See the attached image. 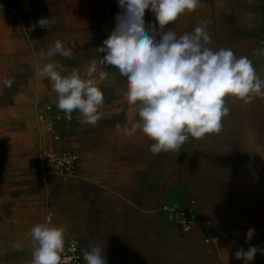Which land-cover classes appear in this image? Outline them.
Here are the masks:
<instances>
[{
	"label": "rangeland",
	"instance_id": "374dc122",
	"mask_svg": "<svg viewBox=\"0 0 264 264\" xmlns=\"http://www.w3.org/2000/svg\"><path fill=\"white\" fill-rule=\"evenodd\" d=\"M121 11L118 0H0V264H30V230L47 214L65 237L78 238L81 253L90 243L105 247L106 264H244L237 249H264V97H226L230 112L219 134L154 155L142 132L127 137L116 129L139 117L114 66L99 85L104 103L95 126L75 111L69 119L50 80L38 75L58 63L62 75L77 69L85 76L96 61L98 76L106 53L96 48ZM41 18L55 25L29 30ZM204 20L209 47L248 57L264 79V0H201L165 31L190 33ZM145 21L158 27L149 9ZM56 40L73 50L71 58L47 56ZM4 78L14 81L10 88ZM191 199L217 244H204L198 230L183 235L158 212L165 202ZM249 264H264V255Z\"/></svg>",
	"mask_w": 264,
	"mask_h": 264
},
{
	"label": "clouds",
	"instance_id": "9594fccd",
	"mask_svg": "<svg viewBox=\"0 0 264 264\" xmlns=\"http://www.w3.org/2000/svg\"><path fill=\"white\" fill-rule=\"evenodd\" d=\"M200 4L201 0H118L122 11L116 15L115 28L96 48L97 53H106L99 61L98 76L96 61L91 62L85 76L77 69L62 75L65 69L58 63L45 64L38 75L50 80L57 94V107L69 119L75 111L82 117V124L95 126L101 119L99 109L104 103L99 85L108 78L105 69L114 66L127 80L123 99L138 109L139 117L131 127L117 123L116 129L127 137L142 132L154 141L149 148L154 155L178 151L190 139L219 134L222 118L230 112L225 98L231 96L251 103L257 96L264 97V79L248 57H236L228 48L209 47L212 37L207 29L208 20L179 36L172 29L165 31L167 25L186 11H195ZM146 9L154 15L158 27L146 25ZM37 24L50 29L55 20L41 18L29 30ZM56 55L71 58L73 50L56 40L47 56ZM13 82L9 78L2 81L9 88ZM65 232L63 226L47 222L35 225L29 233L33 248L30 264H72L78 259L66 253ZM254 232V228L248 230L246 242ZM13 247L22 250L20 243ZM104 248L90 243L82 250L85 264H106ZM69 251L74 252L75 247ZM257 253L264 255V249L239 248L235 257L249 264Z\"/></svg>",
	"mask_w": 264,
	"mask_h": 264
},
{
	"label": "built area",
	"instance_id": "2783aa9c",
	"mask_svg": "<svg viewBox=\"0 0 264 264\" xmlns=\"http://www.w3.org/2000/svg\"><path fill=\"white\" fill-rule=\"evenodd\" d=\"M158 212L183 235L194 234V232L198 230L202 235L204 244L214 245L218 242L217 234L210 231L211 223L201 220L194 200L191 199L186 202L171 200L161 204L158 208ZM45 222L52 224L51 214H47ZM73 247H75V251H69V249ZM65 250L68 255L78 257V259L72 261V264H85L78 238L73 235L66 236Z\"/></svg>",
	"mask_w": 264,
	"mask_h": 264
},
{
	"label": "crops",
	"instance_id": "0c3cea01",
	"mask_svg": "<svg viewBox=\"0 0 264 264\" xmlns=\"http://www.w3.org/2000/svg\"><path fill=\"white\" fill-rule=\"evenodd\" d=\"M210 231H212L213 232V230L211 229Z\"/></svg>",
	"mask_w": 264,
	"mask_h": 264
},
{
	"label": "bare ground",
	"instance_id": "6f19581e",
	"mask_svg": "<svg viewBox=\"0 0 264 264\" xmlns=\"http://www.w3.org/2000/svg\"><path fill=\"white\" fill-rule=\"evenodd\" d=\"M217 243H218V242H217ZM217 243H216V244H217Z\"/></svg>",
	"mask_w": 264,
	"mask_h": 264
}]
</instances>
